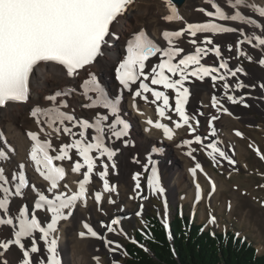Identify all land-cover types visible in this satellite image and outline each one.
<instances>
[{"label": "bare ground", "instance_id": "bare-ground-1", "mask_svg": "<svg viewBox=\"0 0 264 264\" xmlns=\"http://www.w3.org/2000/svg\"><path fill=\"white\" fill-rule=\"evenodd\" d=\"M213 2L226 4V6L230 7L234 0H213ZM170 3L171 7L175 8L182 18L181 20L169 22L164 19L165 16L171 14L169 5L165 3V0H131V3L110 26V35L106 37L107 44L103 49L104 55L98 57L96 62L85 66L84 69L80 70L79 75L75 77H68L63 66L55 62H41L34 67L33 72L30 74L28 99L20 103L9 102L5 107L0 108V151H3L7 156L6 160H0V168L4 170V177L9 181L6 186L9 187L12 196L10 216L13 218V225H0V239H7L14 231L18 230L19 211L23 208H26L30 214H41L42 210H37L34 206L38 197L37 192L46 195L49 199H54V194L64 193L70 196L78 190L79 181L82 180V173L86 171V167L82 168L80 173L73 172L71 168L75 159L73 162L71 160H57V166L65 169V177L60 181V187L57 190H48V182L37 172L36 165L31 159L34 142L30 139L28 133L36 132L42 142L49 141L52 149H56V151H52L54 155L58 154L59 147L63 144L71 143L73 139L79 138L78 134L80 131L85 132L84 139L88 143H95L93 139L96 135L94 128L84 130L79 126L72 127L67 121L64 122V125L57 122L50 128L45 122L46 118L44 116L40 117L42 122L37 124L36 118L31 115L32 111L37 107L41 109L60 108V111L74 116L77 121L95 123L98 115H107L109 116L108 121L112 123L115 118L111 117L107 110L86 107V105L90 104L88 97L95 96L94 93L85 95L84 82L89 80L92 75L96 76L97 81L100 78L106 80L112 96L118 98L119 115L123 114L132 125L131 132L133 134L128 137L117 138L110 131V122L108 123L109 126L105 123L107 121L104 122L106 147L114 152L116 149H120V152H116L110 161L106 155L101 156L98 152L95 154L99 155L100 161L105 158L108 159L107 168H109L108 170L111 173L117 175L119 184L114 187L109 180L110 175L108 174L109 176L105 177V179L115 188V191L104 192V181L98 177L99 173L103 172L104 169L101 168L100 171L98 168L94 169L93 180L86 185V201H78L71 210L65 209L66 215L69 211L71 214L68 215L67 219L61 220L57 224V231L52 234L59 246L57 259L60 264H94L97 261L102 263L105 261L102 256L103 252L111 254L114 252L111 249L118 245L116 236H114L115 233L108 232L109 235L106 236L107 240L113 242L112 244L100 246L101 243H99L98 239L88 234L83 225L88 223L93 230L100 234L107 230V227L104 229L98 226L102 218L108 217V220H116L118 217L116 215L130 212L133 205V201L130 198L137 197L138 192L129 190L128 185H134L133 182L137 183L141 180L142 174L139 173L140 164H142L141 168L147 166L153 169V163L157 160L156 165L162 166L161 169L157 166V169L161 172V176L168 181L167 194H172L177 201L183 198L185 203H190L192 206H194L195 200L201 201L204 207V215L205 212L207 213L209 202L215 207L219 205V214H223L229 209L231 217L235 213L243 215L246 201H249V204L251 201L244 199L240 191L233 190L230 184L220 177L216 171L202 165L206 161L204 157L207 155L208 150L201 149L202 152H200L198 143L195 140L196 135L202 130L209 135L212 133L216 136V145L219 150L228 152L231 147H236L238 159L245 168H251L252 166L248 158L251 154H253L256 163L259 164L260 161H264L261 158V154H264V148L255 136L246 132L242 126L243 122L249 124L257 122L252 116L240 111L233 101L226 98L218 85V78L221 77L224 69H218L211 75L204 76L202 79L203 82L205 81L204 84L197 82L198 79L193 76V80L196 81L193 83L191 94L188 92L190 96L188 95L185 106L189 116L194 118L190 120L194 131L186 125L177 129L173 121L160 118L156 109L158 104L162 105V102L151 103L154 97L151 96L150 92L144 93V96L148 97L147 100L143 97L135 96V91L139 90V83H146L142 77L135 84H132L130 89L123 88L116 78L115 68L127 55L128 41L133 39L135 35L144 32L154 44L166 49L168 43L163 39V32L180 31L186 28L188 24L207 23L211 17L206 16L205 12L213 11L208 0H184L180 6L171 0ZM248 3L255 8H264V0H248ZM200 9L205 11L202 12ZM236 11H241L242 15L254 20L257 26L253 27L252 25L240 24L239 22L222 21L225 27L229 23L230 27H238L239 30L234 33H198L196 37L185 33L180 39L174 41L175 46L183 49V51L175 57L173 63H178L180 59L185 58L187 55H195V50L192 49L194 46H208L203 43L207 37L212 39L213 43H220L222 53L226 55L229 63L236 64L238 61L237 57L241 52H244L243 48L246 45L240 43L243 38L239 33L242 32L250 33L254 37L252 42L246 45L250 51L248 50V53L245 54L259 61L263 59L264 50L257 44L255 37L264 38V18L259 17L252 7L232 9V14ZM232 39L235 40V43H232ZM192 40H196V44L190 43ZM230 47L231 50H229ZM161 55L162 53H158L157 56L151 57L146 61L145 73L150 77V67H154L160 62ZM212 57L213 55L209 56L210 62H212ZM191 67L193 66H190L189 71L192 70ZM213 75L217 77L216 80H213ZM170 76L171 73L169 78ZM252 78L261 83L263 88L260 86L259 91L264 93V72L255 69L252 73ZM246 81L252 82L250 77H246ZM155 86L149 83V87L155 89ZM213 91L219 96L218 99L216 98L215 107L211 99ZM57 93L62 94L56 96ZM173 93L175 94V91ZM235 94L239 96L241 91L236 89ZM49 96H56L55 104L48 99ZM62 104L66 105V107H61ZM215 111H218L219 114H216ZM200 112L203 113L202 116H199ZM166 115H170L173 120L179 121L174 109L170 113H166ZM212 117H216V119L213 120ZM148 120L154 122L159 120L161 123L169 125L173 129V138L171 140L167 139L163 134V130L152 127V125L147 123ZM259 125L263 127L261 124ZM64 126L72 127V132L76 133V136L65 135L62 131ZM41 128L44 131H40ZM53 128H60L61 131L57 133L53 131ZM237 132L241 133V135L237 136ZM89 133H91L90 137ZM247 139L253 141L251 148L247 144ZM72 153L77 154L75 149L71 150L70 155ZM78 157L82 159L79 155ZM219 160L223 161V159ZM81 163H83V160H81ZM197 163L201 167L193 175L192 169ZM21 165H23V168L20 167ZM21 172H26L29 175V184L22 189L21 196H16L15 188L18 179L12 180L11 178L14 175L18 177ZM64 184H67L68 187L64 188ZM93 185L102 192V200L99 204L94 200ZM197 185H199V188H197ZM213 185L215 186L214 188ZM0 195L4 194L0 193ZM109 200H113V203H109ZM115 201H119L118 206L120 207H116ZM251 207L259 213V222L264 225V211H262V208H258L255 203H251ZM99 208L101 213L98 212ZM0 214H2V210H0ZM50 217L51 213H47L46 217L41 219L44 222L43 226L46 227L47 223H50ZM45 221L47 222L45 223ZM106 225L111 227L110 223ZM81 232H85L83 238L80 236ZM38 235L37 233L36 236ZM25 242L27 243V238ZM27 246L31 247L30 244ZM36 246L39 251L32 254L35 264H45L47 245L40 239L37 240ZM0 254V264H21V253L17 248L11 254L0 249Z\"/></svg>", "mask_w": 264, "mask_h": 264}, {"label": "snow or ice", "instance_id": "snow-or-ice-1", "mask_svg": "<svg viewBox=\"0 0 264 264\" xmlns=\"http://www.w3.org/2000/svg\"><path fill=\"white\" fill-rule=\"evenodd\" d=\"M213 11L205 12L208 17H214L220 21L239 22L243 25H252L256 27V22L250 20L246 15H242L241 11H236L232 14V9L242 8L246 9L252 7L259 17L264 18V8H255L248 3V0H234L230 7L226 4H220L208 0ZM131 3V0H0V108L5 107L9 102L26 101L29 95V77L33 72L35 66L41 62H55L66 70L68 77H75L79 75L81 69L87 65H92L97 61L98 57L104 55V46L107 44L106 37L110 35V26L117 17L125 10ZM169 5L170 13L164 19L171 22L174 20H181L182 18L176 12V9L171 7L170 0H165ZM200 11H205L200 9ZM238 27H225L220 23H196L188 24L186 28L180 31L163 32V39L167 41L168 47L162 49L151 41L144 32L135 35L133 39L128 41L127 55L118 67L115 68L116 78L125 89H130L132 84H135L141 77L143 81H148L152 85L162 86L163 89H172L175 91V107L174 112L179 117V121L173 120V117L166 115V112L173 111L169 104V96L164 91H157L149 87L148 83L141 82L135 91L136 97H143L144 93H151L154 99L151 103L162 101V105H157V114L160 118L173 121L175 127L178 129L182 126H187L193 129L190 120L194 119L186 114L185 104L188 98V89L184 87V81L190 77L195 76L196 79L202 80L204 76L211 75L216 70L209 69L200 65L201 56L212 51L216 57H220V48L213 44L212 39L205 38L203 43L210 45V48L196 47L195 55H187L180 59L178 63H173L175 57L183 51L175 46L174 41L180 39L185 33L193 37L197 33H234L237 32ZM243 34V33H241ZM255 40L260 46H264V38L256 36ZM251 43V39L248 40ZM196 44V40L190 41ZM244 43V41H240ZM231 50V47L230 49ZM162 53L160 62L154 67H150L151 77L145 73L146 61L149 58L157 56ZM244 55L243 52L240 53ZM264 64V60L260 61ZM190 66H196L189 71ZM221 68H226L224 63L220 64ZM241 68H237L236 72H242ZM171 73L172 76H179V79H170L165 73ZM235 75V72L231 73ZM216 80V76H212ZM220 79H223L221 76ZM85 95L94 93L95 96H89L90 104L86 107L98 108L107 110L114 117V121L110 124V131L113 136L120 138L128 134V124L120 119L118 98L109 97L105 89L97 81L96 76L92 75L89 80L84 82ZM242 87V85H241ZM62 93H57L56 96ZM67 94V93H63ZM56 96H49L48 99L54 104ZM229 100L236 102L232 96ZM216 100L213 99V106H216ZM61 107H66L62 104ZM225 111H227L225 109ZM31 115L36 118L37 124H40L41 116L46 118L48 127L52 128L54 124L59 122L64 125L67 121L72 127L79 126L81 129L87 130L94 128L96 135L93 137L95 143H88L85 138V132H79V138L73 139L71 143H65L59 147L58 154L52 156L49 150L52 145L49 141H41L38 133H28L30 139L34 142L31 159L36 165V170L41 177L49 184V191L57 190L60 187V181L65 177V169L63 167L55 166L54 160H72L70 155L72 149L82 158L83 163L75 162L71 170L75 173H80L81 169L86 167V171L82 173V180L79 181L78 190L72 195L68 196L64 193L55 195L54 199H49L46 195L37 192L38 199L35 202V209H43L47 213H51L50 223L46 227L40 221L35 213L30 214L25 210L19 211V225L18 230L7 239H0V249L5 251L11 247L17 248L21 253V264H35L32 254L39 251L36 246L37 240L42 239L47 245V256L45 264H60L57 259V240L52 235L57 231V224L61 220L68 218L71 214H65V209L71 210L75 207L78 201H86L87 188L86 185L90 183L91 175L96 168V160L91 155L93 152L100 153L101 156L106 155L111 159L114 151H110L104 145L105 130L103 124L109 120L107 115H98L95 123L87 121H77L72 115H68L60 108L41 109L35 108ZM213 120L216 117H212ZM182 122V123H181ZM148 124L156 129H162L164 136L171 140L173 138V129L161 123L159 120H148ZM211 126V125H210ZM72 127L64 126L62 131L65 135L76 136L72 132ZM40 131H44L43 128ZM53 131L59 133L60 128H53ZM237 136L241 133L237 132ZM200 142L199 138L196 140ZM211 152L209 156L213 161L216 157L213 153H218L220 157H226V153L219 150L215 144L210 145ZM259 154V150L257 149ZM191 154V153H189ZM264 159V154H261ZM7 156L3 151H0V160H6ZM229 164H234V161L229 159ZM23 168V165L20 166ZM114 167V165H113ZM200 164H196L192 169L193 175L196 170L200 169ZM100 179L104 181V192H113L115 188L111 186L105 177L107 176V165L105 171L99 173ZM12 180H19L15 188V195L21 196L22 189L26 187V181L23 173L17 177L12 176ZM9 181L4 177V170L0 168V193L4 196L0 199V210L6 219H0V225H13V218L10 216V196L11 192L8 185ZM151 187L156 192H163L159 186V180L156 176L155 167L152 170V178L149 180ZM67 188V184L63 185ZM139 183H137V188ZM215 186L213 185V188ZM199 188V185H197ZM102 200V194L97 192L95 194V201L97 204ZM109 203L113 201L109 200ZM214 223V218L212 219ZM113 225L119 223L117 220H112ZM83 227L87 233L97 239H104L97 231L85 223ZM109 232L114 231L110 226L105 225ZM39 234L33 239L34 234ZM81 238L85 236V232L80 233ZM27 238V243L25 242ZM106 245L113 242L105 240ZM30 244L29 248L27 245ZM120 246L116 245V249ZM115 251V249H111Z\"/></svg>", "mask_w": 264, "mask_h": 264}, {"label": "rangeland", "instance_id": "rangeland-1", "mask_svg": "<svg viewBox=\"0 0 264 264\" xmlns=\"http://www.w3.org/2000/svg\"><path fill=\"white\" fill-rule=\"evenodd\" d=\"M215 19L216 18L211 17L207 23H211V22L220 23L224 26L222 21L218 19H216L217 20L216 21ZM226 25H227L226 27L228 26L230 27L229 23ZM199 34H205V33H199ZM239 34L242 36L243 38L242 40H244V44L246 45L249 43L248 42L249 39H251V42L254 39V37L250 33H244L243 35L241 33ZM232 43H235L234 39H232ZM213 44L217 45L220 48V53H221L220 57L217 58L214 52L209 51L207 52V54L201 56L200 65L207 67L209 69H215L216 71H218V69H224L223 70L224 72L221 75L223 79H220V77L218 78V83H219L218 85L220 89L223 91V94L226 98H228L229 96H232L234 98V100L236 101L234 104L240 111L247 113L249 116H252L255 122H257L254 124L243 122L242 126L246 132H249L250 134L254 135L257 141L260 143V145H262V147L264 148V133H263L264 132V93H261L259 91L260 86L262 87L261 83H259L257 80L252 78V73L255 69L264 72V64L260 63L261 60H264V57L260 61L256 58L254 59L252 57H249L247 54H245L248 53L249 50L248 46L245 45L243 48L244 55L240 54L237 57L238 59L236 63L237 65L232 64L229 63V60H227L226 55L222 53L220 43L216 42ZM157 46L159 47L158 44ZM196 47L210 48L211 46L208 45L204 47L202 45H199V46H194V48L192 49L195 50ZM260 47L264 50V46H260ZM210 55H213L211 59L212 62H210L209 59ZM221 63L226 64L227 67L221 68L220 67ZM195 67L196 66L191 67L192 70ZM237 68H241L243 71L236 72ZM232 72H235V75H232L231 74ZM165 74L169 76L170 73L166 72ZM246 77H250L253 83L251 82L252 83L251 84L249 81H246ZM170 79L177 80L179 79V76L177 75L176 77L171 75ZM186 80H187L186 82L184 81L185 82L184 87L187 88L188 92L191 94L193 90L192 89L193 83H195L196 80L195 81L193 80V76L188 77ZM98 81L102 86L105 85L107 86V88H110L105 79L100 78ZM145 82L148 84L150 83L149 80ZM197 82H199L200 84H204L205 81L203 82V80L198 79ZM155 88L164 91L166 95L169 96L170 101L171 100L173 101L174 95L176 96V94L173 93L174 90L172 89H163V87L159 85H156ZM236 89L241 91V95L238 96L237 94H235ZM190 94L188 95L190 96ZM109 96L112 97V95ZM212 97L215 98V100L216 98L217 99L219 98V96H217V94H215L214 91L211 94V99ZM185 111L187 112L186 114L189 115L186 106H185ZM218 111H215V113L219 114ZM197 114H199V112H197ZM202 114L203 113L200 112L199 116H202ZM119 116L123 117L126 123L128 122L127 119L123 116V114ZM87 120L90 121L89 119ZM109 122L110 121L105 122L107 126L111 124V122L110 123ZM198 123L200 122L198 121ZM259 124H261L263 127H261ZM131 129H132V125H129L128 134L123 137H128L132 135L133 132H131ZM90 136L91 133H89V137ZM215 137L216 136H214L212 133L209 135L205 133L203 130L202 132L198 133L195 137V140H197V138H199L200 140V142L198 143V150L200 152H202V150H208L207 155L204 157L206 161L202 165L204 167L216 171L220 177H222L228 184H230L233 190L240 191L243 194L244 199L250 200L251 203H255L258 208L260 207L262 208V211H264V161L263 160L260 161L259 164L256 163L253 154H251V156H249L248 158L249 161L252 163V166L251 168H245L238 159L236 147H231L228 152H225L226 157H220L218 153H213L214 156L216 155L215 156L216 161H213L209 156V152H211L210 145L217 144ZM247 144L249 148H251V146L253 145V141L251 139H247ZM104 145L106 146L105 137H104ZM116 150L115 153L118 151L120 152V149H116ZM95 153L96 152H93L94 155L91 153V155L96 160L95 169L98 168L100 171L101 168H103L104 169L103 171H105L104 167L105 165L108 166L107 164L108 159L105 158L104 160L100 161L99 155H96ZM71 155L73 156L71 162H73V160L75 159L74 163L75 162L81 163L82 159H79L78 154L72 153ZM219 159H223V161ZM229 159L233 160L234 164H229L228 163ZM110 160L111 159H109V161ZM141 165L142 164L139 165L140 168L139 173L142 174V178L139 182H137L139 183V187L137 188L136 182H133L134 185L132 184L128 185L129 190L131 189L134 190L135 192H138L137 197L130 198L133 201V205L131 207L130 212L127 214L116 215L118 216L116 220L119 223L115 225L111 223L112 220H108L109 219L108 217L102 218L98 225L100 228L106 229L105 225L107 223H110L111 227L114 229V231L112 232L115 233L114 236H116L117 243L120 247L116 249V245H115L113 248L115 249V251L112 254L108 252H103L102 256L104 257L105 261L102 263L97 261L94 264H127L126 261L127 244L132 241H135L136 229H142L144 225V218L149 213L152 212L157 214L160 217V219H162L163 222L165 223H171L174 220V218H176V216L179 214L181 216L182 215L187 216L190 221H193L198 225H202L205 230H211L216 233L234 231L240 237H245L251 242H253L255 248L257 249L258 255H264V225L263 223L259 222L260 221L258 218L259 213H257V211H255V209L251 207V203L249 204V201H246L245 207L243 208L244 210L243 215H241L240 213H235L231 217V211L229 209H227L223 214H219L218 213L219 205L215 207L211 202L208 203L207 205L208 210L207 213L205 212L204 215V207L202 206L201 201L198 202L195 200L194 206H192L190 203H185L183 198H181L180 201H177V199H175L172 194L169 193L167 194L168 189L166 188H168V181L166 178L161 176L160 174L161 172L157 169V166L160 167L161 169L162 168L161 165L159 164L156 165V163L155 164L153 163V167L156 168L155 170H156V176L159 180V186L163 189L162 193L156 192L155 189L151 187L149 184V180L152 178L153 169L148 168L147 166L141 168ZM108 169L109 168H107V176L110 175L109 180L112 183V185L115 187L119 184L118 177L116 174L111 173ZM93 176L94 175L92 173L91 180H93L92 179ZM128 177L130 178L129 175ZM97 189L98 188L93 185L92 192H94L95 194L97 192L102 194V192H100V190ZM3 196L4 195H0V199H2ZM11 197L12 196H10V202H11ZM115 203H116L115 204L116 207H120L118 206L119 201H115ZM25 209L26 208H23V210ZM41 210L43 213L41 212V214L37 215V217L39 216L38 219L40 221L42 218L44 219V217H46L47 214L46 211H44L43 209ZM99 210L100 208L98 209V212L101 213V211ZM213 218L215 220L214 223L212 222ZM0 219H6V218L4 215L0 214ZM46 222L47 221H45V223ZM92 226L95 227L94 224H92ZM108 232L109 231L105 230V232L100 233V235L104 237V239H98L99 243H101L100 246L106 244L105 240H107L106 236L109 235ZM35 238H36V234H34L33 236V239ZM58 248L59 246L57 243V253H58ZM14 249L15 247H11L6 252L11 254V252Z\"/></svg>", "mask_w": 264, "mask_h": 264}, {"label": "trees", "instance_id": "trees-1", "mask_svg": "<svg viewBox=\"0 0 264 264\" xmlns=\"http://www.w3.org/2000/svg\"><path fill=\"white\" fill-rule=\"evenodd\" d=\"M170 226L149 213L127 244V264H264L254 243L234 231L204 230L179 214Z\"/></svg>", "mask_w": 264, "mask_h": 264}, {"label": "water", "instance_id": "water-1", "mask_svg": "<svg viewBox=\"0 0 264 264\" xmlns=\"http://www.w3.org/2000/svg\"><path fill=\"white\" fill-rule=\"evenodd\" d=\"M172 1L178 5H181L184 2V0H172ZM169 231H171V227H169ZM170 235H172V234H170Z\"/></svg>", "mask_w": 264, "mask_h": 264}]
</instances>
